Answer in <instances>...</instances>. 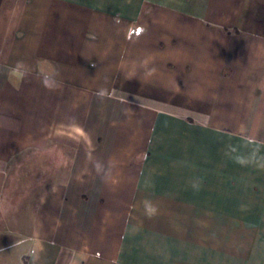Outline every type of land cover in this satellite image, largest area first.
Listing matches in <instances>:
<instances>
[{
    "label": "crops",
    "instance_id": "crops-1",
    "mask_svg": "<svg viewBox=\"0 0 264 264\" xmlns=\"http://www.w3.org/2000/svg\"><path fill=\"white\" fill-rule=\"evenodd\" d=\"M0 264H264V0H0Z\"/></svg>",
    "mask_w": 264,
    "mask_h": 264
}]
</instances>
